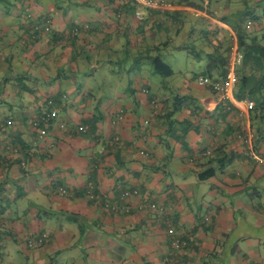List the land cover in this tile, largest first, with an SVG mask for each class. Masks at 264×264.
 <instances>
[{"label":"crops","instance_id":"1","mask_svg":"<svg viewBox=\"0 0 264 264\" xmlns=\"http://www.w3.org/2000/svg\"><path fill=\"white\" fill-rule=\"evenodd\" d=\"M171 2L0 0V42L31 90L12 86L0 108V264H169L170 226L189 241L178 264H264V163L250 153L264 156V92L198 83L225 74L239 31L264 44V0Z\"/></svg>","mask_w":264,"mask_h":264},{"label":"trees","instance_id":"2","mask_svg":"<svg viewBox=\"0 0 264 264\" xmlns=\"http://www.w3.org/2000/svg\"><path fill=\"white\" fill-rule=\"evenodd\" d=\"M28 30H30V28H28ZM32 30L33 34H30L28 41L23 44L25 49L30 48L34 42L39 39V33L34 29ZM247 37L248 33L245 31L238 32V45L240 50L244 53L243 67L245 70L243 69L244 71L242 70L240 72L237 85H240V92L244 96L255 98L258 93L264 92V44L259 43L257 38H252L251 43H249ZM9 48L10 46L8 44L0 42V108L5 105L6 97L12 86L15 87L18 84L22 91L31 92L30 88L26 85L28 77L26 75L16 74L15 55L8 52ZM161 49L163 51V48ZM161 55L160 53L152 58L154 67L158 72L164 75L170 74L171 68L164 62ZM262 99V103H264V95ZM256 101L261 103L260 98H256Z\"/></svg>","mask_w":264,"mask_h":264},{"label":"built area","instance_id":"3","mask_svg":"<svg viewBox=\"0 0 264 264\" xmlns=\"http://www.w3.org/2000/svg\"><path fill=\"white\" fill-rule=\"evenodd\" d=\"M133 3H135L138 6H146L155 10H161V11H166L171 8H173V3L171 0H132ZM138 16H140V12H137ZM251 24H248V27H250ZM47 30L50 29V27L46 28ZM78 28H74L71 31L72 35H76L78 33ZM244 64V53L240 50L239 45H238V40L235 41L229 50L228 54V60H227V69L225 74L221 78H212L207 75H202L198 78V83L201 86H207L211 87L214 92H216L221 98H228L231 96L234 92V89L237 87L238 83V77H237V70L238 68L242 67ZM243 102L246 104L247 109L253 110L255 108V101L249 97L243 98ZM51 111L45 114L43 117L40 118V120H36L34 122V125L36 127H41L40 128V135L44 136L47 132L46 128H43L41 125H47L50 120L55 117L56 111L55 109H50ZM80 130H84V127L81 126L79 128ZM118 139V138H117ZM250 153L252 154L253 158L259 162V163H264V156H261L257 154L253 148H251ZM134 193H138L137 190H134ZM60 194L65 195L67 194V190L64 189L63 187L60 188ZM130 195L129 191H125L121 195V200L122 202L128 199ZM88 196L91 198H96L98 197L97 192L93 189L90 188L88 191ZM107 206L110 207L111 209L115 211H119L120 209H124L126 211H129L128 205H122L121 207L118 204H111L107 203ZM151 208L155 209L157 208L156 203H152ZM143 207V206H142ZM169 233L172 236V247L174 249L171 257H170V262L169 264H178L179 263V257L178 254L179 252L188 246L189 241L186 239L179 238L175 235V229L173 226H170L169 228ZM45 235L39 237L33 242H30V246H36L39 244H42L45 240Z\"/></svg>","mask_w":264,"mask_h":264},{"label":"rangeland","instance_id":"4","mask_svg":"<svg viewBox=\"0 0 264 264\" xmlns=\"http://www.w3.org/2000/svg\"><path fill=\"white\" fill-rule=\"evenodd\" d=\"M193 52H194V51H193ZM192 55H193V54H192ZM165 61L168 62V61H170V60H169V59H166ZM118 66H119V69L122 71L124 66H121V65L117 64V65H115L114 67H118Z\"/></svg>","mask_w":264,"mask_h":264}]
</instances>
